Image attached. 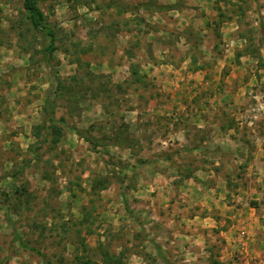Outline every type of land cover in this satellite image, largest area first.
<instances>
[{
    "label": "rangeland",
    "instance_id": "374dc122",
    "mask_svg": "<svg viewBox=\"0 0 264 264\" xmlns=\"http://www.w3.org/2000/svg\"><path fill=\"white\" fill-rule=\"evenodd\" d=\"M41 6L50 65L23 0H0V264L264 260V157L236 161L229 131L264 140V0Z\"/></svg>",
    "mask_w": 264,
    "mask_h": 264
},
{
    "label": "trees",
    "instance_id": "16d2710c",
    "mask_svg": "<svg viewBox=\"0 0 264 264\" xmlns=\"http://www.w3.org/2000/svg\"><path fill=\"white\" fill-rule=\"evenodd\" d=\"M141 7H145L147 9L150 10V7L145 4H141L138 5V9ZM23 8L24 11L26 13V17L28 19V21L30 22V25L32 26V28H34L35 30L39 31L43 37L46 40V44L44 46V52L45 55L48 58V62L49 65L51 64V62L55 59V52L57 50V40H58V36H59V32L56 26L52 25L48 20H47V16L44 12V10L42 9L41 6V0H23ZM171 9L173 8L172 5L170 6H161L159 7V9ZM55 74V78L57 79V83H58V89L61 88L62 85V79L60 77V74L57 70H55L54 72ZM57 89V90H58ZM47 104L50 105L49 107V111H50V115H49V126H50V130H52V133H54L55 135H60L62 133V128L61 127H56V122H58V119L55 116V102L50 103V99L47 98ZM86 140L88 142H92L90 137H86ZM15 234V239L19 241V244L27 249H30L34 252H36L37 254H39L40 256H42L43 258H45V255L37 248L32 247L31 245H29V243H27L24 238H22L17 232L14 233ZM157 251L159 253L160 256H162L163 258L164 253L161 251L160 248L157 247ZM83 264H99L97 262H92L90 260L85 261V263ZM167 264H169L167 262Z\"/></svg>",
    "mask_w": 264,
    "mask_h": 264
},
{
    "label": "crops",
    "instance_id": "0c3cea01",
    "mask_svg": "<svg viewBox=\"0 0 264 264\" xmlns=\"http://www.w3.org/2000/svg\"><path fill=\"white\" fill-rule=\"evenodd\" d=\"M163 66H166L165 68H167L168 70H171V71L174 70L173 69V65L167 64V65H163ZM223 129L221 128L222 133L226 134L227 133L226 130L225 129L223 130ZM242 130L243 129H241V127L237 128V129L236 128H230L229 129L230 132L235 133V136H238L237 133H239L238 139H235V137H234V139L236 140V145L238 146L237 148H239L238 152H241V153L237 154L239 156L234 157V159L236 161L243 160V161H245L248 164H252V161L256 162V160H258V159L259 160H263L262 158L264 157V140L259 141L258 143H255V138H254L255 137V133L253 134V132H256V129L255 128H247L248 131H246L245 134H247L248 138H251V141H250V139H248V141H247L246 135L244 136V133H243ZM208 133L211 136L213 133H215V131H210ZM240 135L243 137L244 141L240 137ZM252 138L254 139L253 141H252ZM263 139H264V136H263ZM208 141L209 140H206V143L205 144H201V145L199 143H196L195 146L191 147L192 151H198L199 149H203V148H210L212 143H213V141H210L207 144ZM252 142H254L253 147L254 148L256 147V149L258 151L257 154H255V152L254 153H252V152L250 153V151L252 150V146H251ZM217 147H219V146H217ZM219 148H221V147H219ZM233 149H236V148L233 147ZM242 149H244L246 151V155L242 154ZM247 250H249V249H247ZM248 254H249V259L248 258L247 259L250 260L251 263H252V258L255 257V255L252 252H249ZM255 263L256 264H264V260L260 259V261L258 263L257 262H255Z\"/></svg>",
    "mask_w": 264,
    "mask_h": 264
}]
</instances>
